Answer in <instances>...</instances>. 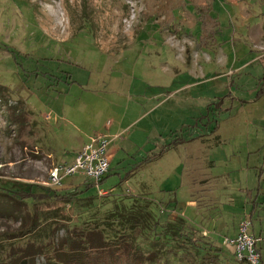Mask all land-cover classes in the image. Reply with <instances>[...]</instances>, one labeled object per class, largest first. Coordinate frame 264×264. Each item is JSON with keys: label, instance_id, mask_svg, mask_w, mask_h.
I'll use <instances>...</instances> for the list:
<instances>
[{"label": "rangeland", "instance_id": "obj_1", "mask_svg": "<svg viewBox=\"0 0 264 264\" xmlns=\"http://www.w3.org/2000/svg\"><path fill=\"white\" fill-rule=\"evenodd\" d=\"M159 15L146 0H0V264H47L74 232L107 236L108 216L147 203L160 226L183 219L223 250L205 264H239L228 240L244 220L264 238V0H216L213 45L193 6ZM92 138L110 142L104 183L46 186Z\"/></svg>", "mask_w": 264, "mask_h": 264}, {"label": "trees", "instance_id": "obj_2", "mask_svg": "<svg viewBox=\"0 0 264 264\" xmlns=\"http://www.w3.org/2000/svg\"><path fill=\"white\" fill-rule=\"evenodd\" d=\"M215 1L216 0H146V5L150 9V15L160 14L159 16L161 17L165 16L171 24L174 22L172 12L175 9L185 8L188 5L193 6L198 14L204 42L213 45L217 41L216 37L218 36L220 28L219 20L212 15ZM185 142L186 140L184 138H180L174 146L164 145L159 152H152L145 157L140 166L143 167L158 161L166 153L171 151L172 148H176L178 145ZM104 180L105 177L99 183L100 186L104 183ZM93 185L87 184L85 189L88 190ZM78 189L79 188L75 189L73 193L68 195H56L55 197L62 202L71 203L78 195L83 194V191L79 192ZM13 194L23 199H34L37 195V193L33 192L31 189L28 191L21 190L13 192ZM22 194L26 196L24 197ZM50 197L52 196L50 195ZM175 218L179 217L175 216ZM107 221L106 231H109L107 236L102 232V234H99L98 238L88 239L74 232V234L70 236V241L64 246L56 248L52 253H50L51 251L45 253L47 264H162L161 260L168 255L177 257L180 253H186L187 258L180 257L178 262H182L183 264H205L204 261L206 259L204 255L207 252L215 253L216 260L221 261L223 250L213 244L207 243L204 236L197 230L193 228H189L191 231L188 230L186 222L183 219H181L180 224H176L177 226H174L172 222H169L171 224L165 227L160 226V220L155 218L154 212L150 210L149 203L134 206L128 212L124 210L115 212L107 217ZM151 221L154 223L152 224ZM114 224H116V226H114ZM175 236L180 240L178 251L171 250L169 242H163V239L169 240L170 237ZM142 241H144L146 245L145 248L141 244ZM263 244L264 242L256 246L257 252L261 255L260 264H263ZM157 245H161L159 250H155ZM165 248L166 250H164ZM154 251H158V254L149 257L148 252L153 253ZM190 251H194V255L189 258L188 255ZM144 256L146 258L143 259ZM17 264H30V262L22 260ZM165 264L168 263L165 262ZM222 264L231 263L229 260H222Z\"/></svg>", "mask_w": 264, "mask_h": 264}, {"label": "built area", "instance_id": "obj_3", "mask_svg": "<svg viewBox=\"0 0 264 264\" xmlns=\"http://www.w3.org/2000/svg\"><path fill=\"white\" fill-rule=\"evenodd\" d=\"M109 145L110 142L104 138H92L82 146L73 164L57 165L50 171L46 186L57 188L68 176L80 173L100 187L99 183L111 169ZM250 226L249 221H242L237 236L228 240L229 245L234 248L239 264H260L261 255L257 252L256 246L264 242V238L250 234Z\"/></svg>", "mask_w": 264, "mask_h": 264}, {"label": "crops", "instance_id": "obj_4", "mask_svg": "<svg viewBox=\"0 0 264 264\" xmlns=\"http://www.w3.org/2000/svg\"><path fill=\"white\" fill-rule=\"evenodd\" d=\"M190 206H192L194 203H192L191 201L188 203Z\"/></svg>", "mask_w": 264, "mask_h": 264}, {"label": "bare ground", "instance_id": "obj_5", "mask_svg": "<svg viewBox=\"0 0 264 264\" xmlns=\"http://www.w3.org/2000/svg\"><path fill=\"white\" fill-rule=\"evenodd\" d=\"M59 28H60V26H59Z\"/></svg>", "mask_w": 264, "mask_h": 264}]
</instances>
